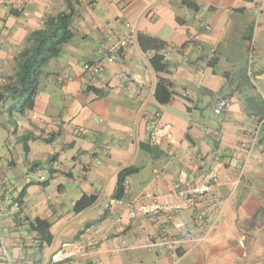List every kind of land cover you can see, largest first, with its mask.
Wrapping results in <instances>:
<instances>
[{
  "label": "crops",
  "instance_id": "1",
  "mask_svg": "<svg viewBox=\"0 0 264 264\" xmlns=\"http://www.w3.org/2000/svg\"><path fill=\"white\" fill-rule=\"evenodd\" d=\"M69 6L73 36L43 68L33 107L9 117L10 100L0 101V127L22 152L17 163L9 150V164L0 168V264H50L60 243L85 226H112L106 204L121 169L139 168L126 178L124 202L146 191L164 194L181 170L196 180L213 167L215 154H236L245 129L264 115V0H0V85L14 74L30 33ZM196 14L209 29L198 26ZM124 21L135 26L124 61L107 63L97 81L87 84L83 63L125 32ZM139 34L162 47L156 51L147 38L141 47ZM167 47L170 61L157 73L150 57ZM252 53L255 61L249 63ZM158 75L169 87L158 86ZM249 84L247 94L243 86ZM219 97L229 98L230 106L216 115L212 104ZM202 98L214 121L205 117ZM155 111L172 124V140L158 147L148 142ZM25 132L34 135L27 152L17 139ZM234 175L233 169L220 170L217 206L204 223L194 224L185 212L169 225L171 236L184 233L173 248L151 246L158 227L139 216L95 254L65 264H264V126L230 194L227 182ZM67 180L81 192L64 202ZM23 187L18 206L14 198ZM83 194L96 199L76 213ZM27 218L49 223V243Z\"/></svg>",
  "mask_w": 264,
  "mask_h": 264
},
{
  "label": "built area",
  "instance_id": "2",
  "mask_svg": "<svg viewBox=\"0 0 264 264\" xmlns=\"http://www.w3.org/2000/svg\"><path fill=\"white\" fill-rule=\"evenodd\" d=\"M198 26L201 29H209V24L196 14ZM125 32L112 44H101L96 49L93 58L85 61L82 65L83 79L87 84H94L107 63H121L124 61V50L132 40L135 26L127 21L123 22ZM171 47L161 50L163 62L170 61L169 50ZM202 73V68L199 69ZM134 74L132 79H136ZM58 78V81H62ZM187 105L192 103L187 100ZM230 106L227 97H219L212 104L214 114H222ZM150 130L148 142L153 147L160 146L164 140H172V124L162 122L161 114L155 111L149 119ZM264 124V116L256 117L245 131L244 140L240 141L236 154L228 157L221 153L215 154V164L199 179H191L186 171L181 170L170 190L164 194L154 191H146L138 195L131 202H124L122 198L112 197L106 204V209L114 214L113 224L110 228H101L96 224H89L81 229L74 238L64 240L50 257V264H65L77 258H83L95 254L99 246L110 240L113 236L120 235L131 221L142 216L157 225L159 238L150 242L151 246L173 248L175 243L184 238L180 233L179 238L168 233L170 224L175 223L178 216L188 212L194 224H202L206 221L208 210L217 206L216 190L222 185L220 170L233 169L235 175L227 184L229 193H233L238 186L247 163V160L257 145L261 129ZM127 182L125 180L124 185ZM119 209L116 210V207ZM180 231L185 226L178 224ZM200 240V238L198 239ZM114 252L118 250H113Z\"/></svg>",
  "mask_w": 264,
  "mask_h": 264
},
{
  "label": "trees",
  "instance_id": "3",
  "mask_svg": "<svg viewBox=\"0 0 264 264\" xmlns=\"http://www.w3.org/2000/svg\"><path fill=\"white\" fill-rule=\"evenodd\" d=\"M72 14L73 10L70 7L67 11H62L55 16H49L44 22V27L30 33L29 44L16 56L14 74L5 77V82L0 85V101L10 100L7 107V114L9 117H12L14 113L22 114L27 109L33 107L39 78L43 72V68L47 65L51 57H55L60 53L62 45L68 42L73 36V32L70 29ZM144 38H147L148 45L153 47L156 51L163 45V42H159L155 38L139 34L138 40L143 48L146 47L143 43ZM150 63L157 73L166 70L167 65L163 62L162 55L158 53L150 57ZM262 71L264 72V69ZM158 77L159 87H169L170 82L167 79L160 75H158ZM33 137L34 135L32 132H25L17 137L25 152L28 151V140ZM138 170L139 168L136 166H128L118 172L112 193L113 197L123 198L125 194L124 182L126 178L136 173ZM41 184L45 186L47 180L42 181ZM24 191L25 187H23L14 198L18 206L22 204ZM95 199L96 196L94 194H83L80 199L75 202L73 210L78 213L91 205ZM27 220L31 229L37 232L42 241L45 243L51 241L52 235L49 232L50 225L48 222L40 219L29 220L27 218Z\"/></svg>",
  "mask_w": 264,
  "mask_h": 264
},
{
  "label": "rangeland",
  "instance_id": "4",
  "mask_svg": "<svg viewBox=\"0 0 264 264\" xmlns=\"http://www.w3.org/2000/svg\"><path fill=\"white\" fill-rule=\"evenodd\" d=\"M254 59L253 53L251 54V56L249 57V63L252 62V60ZM255 61V59H254ZM254 84L257 85L256 81H254ZM244 91L247 92V94L253 90V86L251 87V85H244L243 86ZM252 88V89H251ZM217 95L219 94H213V97H217ZM201 105L204 109V115L205 117H209L212 121H214L216 119L215 115H213L211 109L206 105V99L202 98L201 99ZM11 133H9L6 129H3L2 127H0V168L2 167H7L9 162H8V151H11V155L12 158L19 163L20 157L22 152L20 151L19 146H17L15 144V141L10 138ZM9 174H8V178L10 179V176L12 175L11 170H8ZM45 178H43L44 180ZM63 184L65 185V191L62 193L61 197L62 200L64 202H68L70 201V199H72L73 197L75 198H79L80 196V192H81V187L78 185L77 182H75L74 180H67L64 181ZM21 231L24 232V229H22Z\"/></svg>",
  "mask_w": 264,
  "mask_h": 264
}]
</instances>
